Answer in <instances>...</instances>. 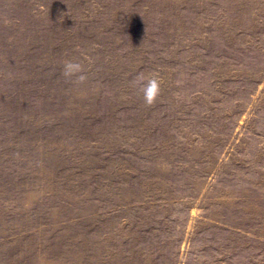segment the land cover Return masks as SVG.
Instances as JSON below:
<instances>
[{
  "label": "rangeland",
  "instance_id": "374dc122",
  "mask_svg": "<svg viewBox=\"0 0 264 264\" xmlns=\"http://www.w3.org/2000/svg\"><path fill=\"white\" fill-rule=\"evenodd\" d=\"M0 264H264V0H0Z\"/></svg>",
  "mask_w": 264,
  "mask_h": 264
},
{
  "label": "clouds",
  "instance_id": "9594fccd",
  "mask_svg": "<svg viewBox=\"0 0 264 264\" xmlns=\"http://www.w3.org/2000/svg\"><path fill=\"white\" fill-rule=\"evenodd\" d=\"M62 75L76 84H82L87 80V76L83 73L80 63L67 60L62 66ZM74 78V80H73ZM161 81L156 76L149 77L146 81H141V91L146 106L155 104L157 98L161 94Z\"/></svg>",
  "mask_w": 264,
  "mask_h": 264
}]
</instances>
